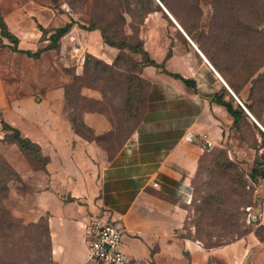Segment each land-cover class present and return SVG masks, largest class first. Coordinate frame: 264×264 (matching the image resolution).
I'll use <instances>...</instances> for the list:
<instances>
[{
	"label": "rangeland",
	"instance_id": "374dc122",
	"mask_svg": "<svg viewBox=\"0 0 264 264\" xmlns=\"http://www.w3.org/2000/svg\"><path fill=\"white\" fill-rule=\"evenodd\" d=\"M168 3L186 25L175 16L180 26L191 32V40L210 53L264 124V0ZM150 6L153 13L146 19L127 16L124 21L119 15L127 7L117 0L103 4L104 18H99L100 9L97 16L92 15L83 0H0V103L22 99L34 87L39 96L70 86L67 107L80 121L76 129L90 138L92 132L82 126V115L101 111L114 129L99 143L114 154L139 126L156 71L162 74L159 69L166 67L185 77L198 76L195 48L157 2ZM130 7L135 9L133 2ZM16 49L39 51L40 57L30 58ZM6 130L8 138L1 142L12 146L10 154L18 171L22 172V156L27 161L25 170H40L44 158L39 149L33 145L22 149L21 134L14 128ZM235 134V139L225 137L209 149L201 145L186 236L207 247L232 242L249 232L264 239V205L258 196L264 175V141L246 128L236 129ZM2 160L18 173L0 153ZM19 177L10 184L6 209L22 224V237H0V264H55L48 218L38 219L27 198L23 200L28 187H22ZM259 202L262 218L246 228L244 213ZM6 224V219L0 223V235L7 230Z\"/></svg>",
	"mask_w": 264,
	"mask_h": 264
},
{
	"label": "crops",
	"instance_id": "0c3cea01",
	"mask_svg": "<svg viewBox=\"0 0 264 264\" xmlns=\"http://www.w3.org/2000/svg\"><path fill=\"white\" fill-rule=\"evenodd\" d=\"M194 54L200 61L198 76L183 77L192 79L196 88L156 71L139 126L114 154L76 130L65 86L39 96L34 87L22 99L0 103V153L18 171L12 146L1 142L7 134L4 121L38 144L48 159L40 170H25L22 156L18 173L22 187H28L23 200L27 198L38 219L48 218L55 264H96L89 258L85 228L93 214L122 225V248L138 264H264V239L255 232L216 247L186 236L201 145H219L236 135L234 118L216 96L226 90L225 100L232 96L235 105L240 104L221 72L197 50ZM249 120L264 132L255 117ZM82 122L98 138L114 129L97 111H86ZM193 135L196 140H191ZM261 181L258 196L264 205V178Z\"/></svg>",
	"mask_w": 264,
	"mask_h": 264
},
{
	"label": "trees",
	"instance_id": "16d2710c",
	"mask_svg": "<svg viewBox=\"0 0 264 264\" xmlns=\"http://www.w3.org/2000/svg\"><path fill=\"white\" fill-rule=\"evenodd\" d=\"M107 1L108 0H83L85 6H87L88 9H90V8L92 9V15L94 13H96V14H94V16H97V9L98 10L100 9L101 12L99 13V18L100 17L104 18L107 16L106 14L103 13V10H104L103 4H106ZM117 1H119L121 3V6L124 5V7H127V9L125 11H123L121 15H119V18L124 20V21L127 20L126 19L127 16H130L133 19H135V18L146 19L147 17H149L153 13V10L150 6V3L153 4V2H157L156 0H117ZM160 1L174 15V17L176 16L175 17L176 19L180 20V22L182 23V26H183V24H184L183 21H181V19L179 18V16L176 13H174L171 5L168 3V0H160ZM171 1L174 3H177V0H171ZM132 2L134 4L135 9H131V7H130V4H132ZM158 7L160 8L161 12L165 13V11L162 9V7L159 4H158ZM94 9L96 10V12ZM185 26L186 25L184 24L183 27H185ZM185 30H186V33L188 35H190V36L192 35L187 27ZM63 31L66 32L67 29H64ZM113 46H115V45H113ZM200 49L205 54V56L210 60V62L218 69V71L221 72V74L224 76V78L226 80H228L226 75L221 70L220 66L215 61V59L210 55V53L208 51L202 49V47H200ZM16 51L25 53L30 57H36V58L40 57L39 51L35 52V53L32 51H26V50H22V49H16ZM156 69H158V68L156 67ZM159 70L164 74H168L171 77H174L178 80H181L188 87L196 88V83L192 79H186L183 77V75H180L178 73H174V72L168 70L166 67L165 68L162 67ZM227 82L229 83V86L233 89L234 93L239 97V99L244 103V105L252 113V115L261 124H263L261 117L258 114H256L253 106L251 104H249L247 101H244L240 97L238 90L230 83L229 80ZM69 87L70 86H68L66 88V100H67V102L70 101V97H69V89L70 88ZM224 92L225 93H222V94L220 93L216 96V102L218 104L224 106L226 108V110L229 112V114L234 118V121H235L234 127L240 131L242 129L246 128L248 130H251L252 132H256L258 135H261V137L264 141V132L257 125H255V128L252 126V124L250 123V120H249L250 116L248 115L246 110L243 108V106L241 104L235 105L236 101L232 96H231L230 100H228V101L225 100V94H228V91L224 90ZM97 112H101V111H97ZM72 122L74 123L75 128H76V125L80 123V121H78L76 118H72ZM2 125H3V128L5 131H7L6 127L14 128L4 121H2ZM82 126L86 127L83 124V122H82ZM14 129H16V128H14ZM16 130L17 131H15V132L20 133L22 136V133L20 132V130H18V129H16ZM7 138H8V134H6V136H5V139H7ZM103 138L104 137H102V138L95 137L93 135V133H91V137H90V139H96L98 142H100ZM21 145H22V149H24V150L27 149V147H28L27 145H33L36 148H38L39 151L41 152V147L38 144L32 142L30 139L25 138L23 136H22ZM41 154H42V152H41ZM47 162H48V159L44 158V165L42 168L45 167ZM262 177L264 178V175ZM19 179H20L19 174L16 171H14V169L11 167V165L6 160L0 161V223L4 219H6L7 224L5 225V228L10 232V234H9V233H7V230L3 231V234L0 235V237L3 240H8L11 238V236H18L19 238L22 237V224H18L16 218L14 216H12L11 212H9L6 209V203L9 200V196H10V184L15 182V181H18ZM250 206L252 207V205H250ZM244 214H245V217H244L245 226H246V228H251L252 224H249L246 221V217L248 216V212H245ZM48 229H49V226H48ZM6 233L9 235H6ZM249 233L245 234L244 236L248 235ZM49 236H50V231H49ZM244 236H240L236 240H238ZM50 242H51V239H50ZM226 244H228V243H226ZM222 245H225V244H222ZM222 245H220V246H222ZM213 247H216V246H213Z\"/></svg>",
	"mask_w": 264,
	"mask_h": 264
},
{
	"label": "built area",
	"instance_id": "2783aa9c",
	"mask_svg": "<svg viewBox=\"0 0 264 264\" xmlns=\"http://www.w3.org/2000/svg\"><path fill=\"white\" fill-rule=\"evenodd\" d=\"M238 102L247 110L239 99ZM246 210L247 222L252 224L251 217L256 208L250 206ZM85 228L90 243V261L96 264H138L129 258L122 248L124 238L122 225L102 214H93L89 216Z\"/></svg>",
	"mask_w": 264,
	"mask_h": 264
},
{
	"label": "water",
	"instance_id": "95a60500",
	"mask_svg": "<svg viewBox=\"0 0 264 264\" xmlns=\"http://www.w3.org/2000/svg\"><path fill=\"white\" fill-rule=\"evenodd\" d=\"M157 3L162 7V9L165 11V13L169 16V18L175 23V25L180 29V31L186 36V38L189 40V42L192 44V46L200 53V55L210 64V66L214 69L210 61L207 59V57L203 54L201 50L197 47V45L191 40V38L188 36V34L184 31V29L180 26V24L177 22V20L174 18V16L170 13V11L165 7V5L160 1L156 0ZM218 74V73H217ZM219 75V74H218ZM220 76V75H219ZM221 77V76H220ZM222 78V77H221ZM233 95L235 96L236 100L238 101L237 96L234 94L233 91H231ZM247 111V110H246ZM248 112V111H247ZM249 113V112H248ZM250 116L254 118L251 114ZM191 140H196L195 135L191 137ZM204 145L206 148H211V143L208 141L204 142ZM262 218V204L259 202L255 212L253 213L251 217L252 223L258 222Z\"/></svg>",
	"mask_w": 264,
	"mask_h": 264
},
{
	"label": "bare ground",
	"instance_id": "6f19581e",
	"mask_svg": "<svg viewBox=\"0 0 264 264\" xmlns=\"http://www.w3.org/2000/svg\"><path fill=\"white\" fill-rule=\"evenodd\" d=\"M185 36V35H184ZM199 48V47H198ZM199 50H200V48H199ZM204 54V53H203Z\"/></svg>",
	"mask_w": 264,
	"mask_h": 264
}]
</instances>
